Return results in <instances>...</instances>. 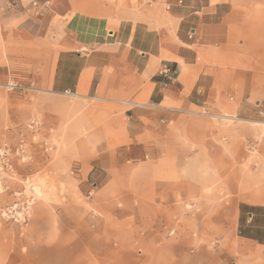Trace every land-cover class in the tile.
I'll return each mask as SVG.
<instances>
[{"label": "rangeland", "instance_id": "obj_1", "mask_svg": "<svg viewBox=\"0 0 264 264\" xmlns=\"http://www.w3.org/2000/svg\"><path fill=\"white\" fill-rule=\"evenodd\" d=\"M5 84L0 264H171L183 247L191 257L203 253L206 264H240L231 252L233 217L237 200L264 201V123L194 107L189 116L215 123H171L153 142L159 155L126 145L118 155L105 138L112 124L82 123L78 132V123H47L33 89L10 92ZM106 146L113 155L100 157ZM163 158L170 170L163 162L158 177L154 162ZM26 201L25 219L3 215Z\"/></svg>", "mask_w": 264, "mask_h": 264}, {"label": "crops", "instance_id": "obj_2", "mask_svg": "<svg viewBox=\"0 0 264 264\" xmlns=\"http://www.w3.org/2000/svg\"><path fill=\"white\" fill-rule=\"evenodd\" d=\"M164 62L177 68L166 88ZM10 81L33 86L47 123L112 124L118 155L125 145L159 155L153 142L171 123H215L189 116L194 107L264 123V0H0V82ZM233 224L240 264L264 260V201L237 200ZM176 249L171 264H206Z\"/></svg>", "mask_w": 264, "mask_h": 264}, {"label": "built area", "instance_id": "obj_3", "mask_svg": "<svg viewBox=\"0 0 264 264\" xmlns=\"http://www.w3.org/2000/svg\"><path fill=\"white\" fill-rule=\"evenodd\" d=\"M159 76L162 77L163 81L161 83L162 88L168 87L177 76L176 66L170 64L169 62H164L158 71ZM6 91L15 90H26L34 89L32 85L25 86L18 82L10 81L4 85ZM6 149H1V156H5ZM29 202L26 201L22 205L11 204L3 210V215L8 219H25L29 215Z\"/></svg>", "mask_w": 264, "mask_h": 264}, {"label": "bare ground", "instance_id": "obj_4", "mask_svg": "<svg viewBox=\"0 0 264 264\" xmlns=\"http://www.w3.org/2000/svg\"><path fill=\"white\" fill-rule=\"evenodd\" d=\"M196 113V111H194ZM201 113H205V112H201ZM217 117V115H214ZM218 117H221L223 119H236V116H232V115H228V114H222V115H218ZM35 189V188H34ZM38 190V189H37ZM37 190H35V193H37Z\"/></svg>", "mask_w": 264, "mask_h": 264}]
</instances>
